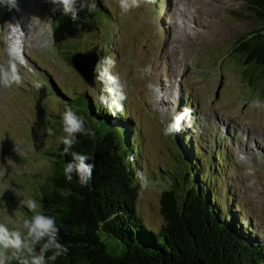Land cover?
Returning a JSON list of instances; mask_svg holds the SVG:
<instances>
[{
	"label": "rangeland",
	"instance_id": "374dc122",
	"mask_svg": "<svg viewBox=\"0 0 264 264\" xmlns=\"http://www.w3.org/2000/svg\"><path fill=\"white\" fill-rule=\"evenodd\" d=\"M87 2L96 7L89 12L77 0L76 21L49 0L39 2L38 25L31 30L12 26L14 9L6 0L0 3L8 11L0 20V66H7V45L15 29L23 31L28 53L26 65L19 64L23 84L0 87V168H6L0 178V223L23 232L29 211L21 201L33 199L40 209L42 186L53 171L52 153L63 135L60 114L66 105L78 114V103L70 102L75 93L95 94V84L84 80L71 58L94 52L97 69V53L104 51L115 58L113 72L126 85L124 108L138 128L143 170L149 178L167 185L168 178L177 177L173 144L162 132L188 103L192 129L186 141L196 155L204 156L200 163L213 154L216 159L219 149L227 153L226 164L216 171L215 187L223 206L227 190L234 195L229 202L237 204L234 211L241 223L248 225L250 219L254 235L264 244V70L246 67L240 55L232 53L237 41L261 24L241 0H155L123 16L116 0ZM27 22L35 23L30 17ZM35 37L38 43L32 44ZM149 64L152 75L138 78L137 67ZM33 81L43 86L37 90ZM149 82L155 91L148 90ZM45 127L54 135L41 132ZM172 184L163 190L159 185L140 190L136 212L153 231L163 223L161 198L175 188ZM191 185L187 180L177 192Z\"/></svg>",
	"mask_w": 264,
	"mask_h": 264
},
{
	"label": "trees",
	"instance_id": "16d2710c",
	"mask_svg": "<svg viewBox=\"0 0 264 264\" xmlns=\"http://www.w3.org/2000/svg\"><path fill=\"white\" fill-rule=\"evenodd\" d=\"M241 1L261 27L242 36L232 53L239 54L246 67L263 71L264 0ZM98 10L105 12L102 6ZM6 12L7 6H0V20ZM105 56L108 53L104 51L97 53L100 61ZM96 76L95 68L94 95L81 90L74 94L76 99L70 98L73 104L78 103V114L84 117L85 127L95 133L94 138L78 136V143L69 154L58 143L52 153V174L42 186L39 210L55 218L60 229L59 242L68 248L67 254L54 264H264V244L254 235L251 220L248 225L241 223L240 215L234 211L237 204L229 202L234 195L227 190L223 206L215 187L216 171L226 164L227 153L220 149L216 152L220 154L216 157L218 165L214 154L200 163L204 156L196 155L191 141H186L192 129L190 114L181 122L182 130L169 136L178 175L170 178L175 188L162 194L163 223L157 231L146 226L136 212L141 190L136 173L145 172L138 128L125 108L113 117L98 102L97 97L104 93ZM251 82L255 85L253 78ZM56 90L65 96L59 87ZM181 108L188 109V103ZM181 108L177 116L182 113ZM73 151L93 157L89 162L95 168L86 187H81L75 177L72 182L64 177V166ZM129 156H134V160L130 161ZM187 180L191 187L178 193L177 188ZM28 214L29 218L32 213Z\"/></svg>",
	"mask_w": 264,
	"mask_h": 264
},
{
	"label": "clouds",
	"instance_id": "9594fccd",
	"mask_svg": "<svg viewBox=\"0 0 264 264\" xmlns=\"http://www.w3.org/2000/svg\"><path fill=\"white\" fill-rule=\"evenodd\" d=\"M10 9L19 11L17 0H6ZM53 5L62 7L64 15H70L73 21L78 19L77 0H49ZM120 14L127 15L132 10L142 6L152 5L155 0H116ZM87 8L89 12L96 7L95 3H89L87 0H80V8ZM7 66H0V87L11 88L23 84V76L19 64L23 63L22 56H18L16 51L9 49ZM116 67L114 57L105 56L97 64V76L103 85V93L97 99L98 102L108 109L109 113L115 117L117 112H122L124 102L127 100L126 85L122 82L119 74H114ZM153 73L152 66L146 65L143 68L137 67L138 78L144 79ZM43 85L39 81H33V87L39 90ZM146 87L149 91H155L154 84L149 82ZM191 109H185L179 116L174 117L164 128L162 134L172 136L182 130L181 122ZM62 121L63 135L57 139L63 145V152L69 154L73 145L78 143L77 137L80 135L94 138L95 133L85 127L84 117L78 115L71 106L66 105L64 111L60 114ZM190 126V125H189ZM41 132L48 136L54 135L51 127L41 129ZM71 160L68 161L63 169L64 177L68 182L73 178L81 187L88 186L92 179L95 165L89 161L93 159L88 155L71 152ZM130 161L134 156H129ZM6 174V168H0V178ZM137 179L140 182L141 190H154L157 185L163 190L164 187L171 184V179H167V185L162 181H154L149 178L146 172L138 171ZM32 215L25 218L22 223L24 231L10 230L4 223H0V264H50L68 252V248L59 242L60 229L57 227L56 220L52 216L44 215L39 209L37 202L33 199L21 201ZM37 246L39 250L37 251ZM52 254L48 256L47 254Z\"/></svg>",
	"mask_w": 264,
	"mask_h": 264
},
{
	"label": "bare ground",
	"instance_id": "6f19581e",
	"mask_svg": "<svg viewBox=\"0 0 264 264\" xmlns=\"http://www.w3.org/2000/svg\"><path fill=\"white\" fill-rule=\"evenodd\" d=\"M39 1V2H41V3H43L44 2V0H17V3H18V5L21 3V6H19V11H17V10H15L14 9V14H16V15H20L21 16V19H20V23H19V25H21V27L22 26H26L28 29H30L31 30V28H32V26H34L35 27V25H38V22H36V19H37V14H38V11H39V9H40V6H39V2L37 3V2ZM27 7L30 9L29 10V12L27 13ZM33 11V12H32ZM27 17H30L31 18V20L34 22L35 21V23H32V24H29L28 25V22H27ZM29 26H30V28H29ZM26 29V28H25ZM29 30V31H30ZM34 30V29H33ZM32 30V31H33ZM31 35V34H30ZM37 39H38V37H35V39L34 40H32L31 41V43L32 42H34V43H38L37 42ZM33 44V43H32ZM79 59V58H78ZM82 60H84V61H87V60H89V59H91V56L90 55H88V56H86V57H83V58H81ZM162 103V102H161ZM254 134H252V136H253ZM253 138V137H252ZM255 139V138H254ZM264 147V146H263ZM247 150V149H246Z\"/></svg>",
	"mask_w": 264,
	"mask_h": 264
},
{
	"label": "water",
	"instance_id": "95a60500",
	"mask_svg": "<svg viewBox=\"0 0 264 264\" xmlns=\"http://www.w3.org/2000/svg\"><path fill=\"white\" fill-rule=\"evenodd\" d=\"M90 55L91 59L84 61L81 58ZM79 58V59H78ZM71 62L78 73L84 78V80L90 85L94 86V69L96 65V54L94 52H85L75 54Z\"/></svg>",
	"mask_w": 264,
	"mask_h": 264
}]
</instances>
